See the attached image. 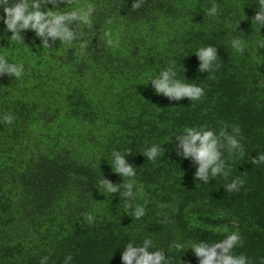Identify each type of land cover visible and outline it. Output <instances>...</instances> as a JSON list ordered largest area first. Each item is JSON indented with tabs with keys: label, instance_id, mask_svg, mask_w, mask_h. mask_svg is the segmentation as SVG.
<instances>
[{
	"label": "trees",
	"instance_id": "trees-1",
	"mask_svg": "<svg viewBox=\"0 0 264 264\" xmlns=\"http://www.w3.org/2000/svg\"><path fill=\"white\" fill-rule=\"evenodd\" d=\"M132 2L69 0L71 7L95 5L91 24L81 25L71 44L56 41L50 49L33 30L22 33L24 42L11 40L0 22V55L23 65L18 79L0 76V264H39L44 255L47 264H63L67 254L69 264H122L128 241L150 237L167 249L172 241L217 240L231 231L242 239L235 253L253 264L264 257V164L251 162L264 151V27L252 26L257 5L141 0L133 10ZM238 35L242 53L230 48ZM207 45L217 49V67L199 72L194 51ZM169 64L204 88L199 100L154 92L149 78ZM4 114L12 115L10 123ZM192 126L239 127L244 156L230 159L220 150L227 177L204 184L193 178L190 158L175 154V136ZM152 143L164 153L150 161L140 151ZM125 149L142 188L135 200L145 208L140 218L121 190L108 194L99 183L102 176L123 182L109 163L113 150ZM236 177L243 185L226 191ZM174 257V264H198L191 249Z\"/></svg>",
	"mask_w": 264,
	"mask_h": 264
},
{
	"label": "clouds",
	"instance_id": "clouds-1",
	"mask_svg": "<svg viewBox=\"0 0 264 264\" xmlns=\"http://www.w3.org/2000/svg\"><path fill=\"white\" fill-rule=\"evenodd\" d=\"M257 5L252 17V26L264 27V0H253ZM61 3L64 7H60ZM48 4L52 7L49 8ZM141 0H133L131 8H139ZM95 5L89 3L84 6L71 7L69 0H0V22L5 27V32H10V39L23 41V32L33 30L35 37L40 38V44L49 48L59 41L60 45L71 44L78 35L81 25H90ZM217 8L213 4L208 9L210 15L216 14ZM109 37V33H104ZM111 44V39L107 40ZM83 47V44L81 45ZM245 40L239 35L230 39V48L236 53L245 50ZM194 53L200 61L199 72H211L217 67V49L213 45L197 48ZM23 65L10 62L6 56L0 55V76L20 78ZM150 84L156 94H162L169 100H179L187 97L190 101L199 100L204 94V88L199 84L188 82L184 77L179 78L176 67L169 64L161 69L158 74L149 78ZM148 81V82H149ZM13 117L4 114L2 120L10 123ZM239 127H233L231 131L221 128L218 132L205 126L185 127L182 132L175 136L177 143L173 151L181 158H190V163L196 166L194 179L199 178L204 184H208L210 178L227 177L230 174V167L225 168V160L222 158L224 149L228 152L229 158L233 156L243 157L244 146L239 136ZM147 160H155L164 153V148L158 143H152L140 151ZM131 153L125 149L123 152L113 150L111 152V170L118 173L122 178L121 184L110 182L102 176L100 184L104 192L111 194L120 191L125 206L130 209L131 215L140 218L145 214V208L135 203V200L142 192V188L134 181L136 175L135 167L128 163L125 154ZM114 158V159H113ZM253 165L264 164V151L258 152L256 158H252ZM244 181L239 177L225 183L223 186L228 192L238 191ZM89 219H91L89 217ZM242 239L239 232H226L222 239L217 240H192L185 245L182 241H172L167 249L154 246L150 237L142 241H128L120 253L122 264H174V252H181L191 249L198 258V264H253L251 257L244 253H235L234 249L240 247ZM165 251L170 253L166 256ZM72 260L71 254L64 256L63 264H69ZM49 256L44 255L39 259V264H47ZM190 264V262H189ZM259 264H264V257L259 258Z\"/></svg>",
	"mask_w": 264,
	"mask_h": 264
}]
</instances>
